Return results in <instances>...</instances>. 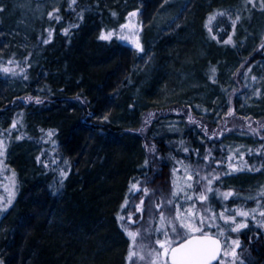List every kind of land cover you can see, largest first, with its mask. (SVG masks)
<instances>
[{"label": "trees", "instance_id": "16d2710c", "mask_svg": "<svg viewBox=\"0 0 264 264\" xmlns=\"http://www.w3.org/2000/svg\"><path fill=\"white\" fill-rule=\"evenodd\" d=\"M69 2H64L60 25L79 26L69 28L67 35L57 33L54 41L44 43L47 46L43 47L44 57L36 66L31 62L36 50L33 40L22 59L16 52L11 54V49L0 52V63L16 55L13 59L27 73V79L20 78L25 92L28 96L40 95L43 100L41 104L13 106V91L0 88V134L7 145L0 164L4 169L0 170V180L5 181L3 178L8 176L11 179L7 193L15 190L12 206L0 217V259L5 264H125L128 238L117 215L123 214L121 206L125 198L129 201L128 208H133V196L137 195L132 185L149 177L156 183H166L167 192L162 195L167 199L173 180L179 186L185 179L181 174L185 167L205 169L214 158L243 153L237 162L244 170L221 175L222 183L215 182L213 187L222 190L231 187L245 197L256 196L264 186V168L253 172L244 165L245 160L256 166L264 163V149L255 154L264 143L262 138L252 139L245 133V136L210 133L226 118L229 107L215 115L196 103L174 104L143 136V122L157 109L152 95L158 88L161 72H154L142 86L140 53L118 45L115 40L100 39L102 32L117 29L121 13L112 0H77L75 10L68 6ZM81 10L83 20L78 19ZM216 10L228 15L217 16L211 25L213 32L221 40L232 35L235 47L208 33L207 16ZM262 11L260 0H200L190 17L189 28L194 32L193 41V37L206 34L211 39L205 47V56L193 65L203 83L211 82L215 91L216 86L229 91V73H236L241 65L244 70L251 67L252 76L257 77L255 81L261 80L255 82L254 90L245 97L236 95L233 103L239 116L255 119H264V79L261 73H256L257 67L264 64V48L252 50L248 45L257 20H262L258 18ZM237 15L240 20L236 21L233 34L231 23ZM170 40L157 47L162 58V50L166 52L169 48L163 46ZM2 53L5 55L1 56ZM13 67L20 71L19 67ZM213 67L216 82L210 79ZM257 89L261 92L259 96L255 94ZM104 116L107 120L102 119ZM17 117L20 118L17 129H11L9 135L6 130ZM49 129L54 133L51 137L47 135ZM147 142L161 156L157 170L149 161ZM184 147L189 151L184 152ZM195 149H199V155ZM209 150L212 157L202 160L201 156ZM57 165L68 171L66 178H62ZM213 167L219 171L227 165ZM173 168L178 171L174 173ZM2 191L6 193L3 184L0 203L6 202ZM205 203L199 202L197 208ZM248 203L251 205L252 201ZM168 207L173 208L174 204ZM249 228L252 231L242 230L248 236L241 235V244L248 249L249 243L250 264H264V236L257 235L254 223Z\"/></svg>", "mask_w": 264, "mask_h": 264}, {"label": "rangeland", "instance_id": "374dc122", "mask_svg": "<svg viewBox=\"0 0 264 264\" xmlns=\"http://www.w3.org/2000/svg\"><path fill=\"white\" fill-rule=\"evenodd\" d=\"M199 1L112 0L113 6H117L121 13L117 17L118 31H121L119 25L126 22L133 26V30L138 24L142 25V31L137 33L145 48V54L140 53L141 57L143 56L140 61L139 70L144 80L142 86L145 85L154 72H161V80L157 86L158 88L155 89L152 95L155 98L154 105L157 109L147 115L143 122L141 133L145 136L151 124L164 116L165 112H168V109L170 110L174 104L186 103L189 105L196 103L209 112V114H221L228 107L232 109L231 111L228 109L226 118L217 128L212 129L211 134L215 133L218 136L231 132L245 133L251 136L252 139L256 137L261 139L264 137V127H261L264 125V119L241 117L237 114L233 104L237 98L236 95L242 94V97H245V94L254 90V86L257 84L255 82H261L260 79L257 81L252 80V69L249 72L247 71L248 68L244 70V65H241L236 73L235 71H231L227 79L229 91H227L228 89L222 88V86H216L217 90H213L211 82L209 84L203 83L193 71V65L205 56V47L208 46V41L211 40L208 38V34H206V37L204 35H201V37H193L194 41L191 38V34H194V32L189 30L192 25L190 17ZM64 2L65 0H0V4L5 9L3 13H0V52L1 50L11 49L12 52L9 51L11 54L16 52L18 58L20 57L22 59L26 56V48L31 47L33 40L35 41L33 47H36V50L31 58V62L36 66L44 57L43 47H47L43 41L48 40L47 43H51L54 41L57 33H59L57 35L65 34L62 31L64 25H60V21L53 20L47 15L53 7H59L61 13ZM137 9L139 10L137 16L128 17L129 12ZM258 18L262 20H257L259 21L257 22L259 25L256 24L257 28L255 29V33L250 38L252 42L248 45L252 50L255 48L262 49L260 45L264 43V11L258 14ZM103 27L105 28V26ZM50 28L52 29L51 39H49ZM122 31L127 34L128 29ZM167 39L171 40L163 47L169 48L166 49V52L162 50L164 56L162 58L160 55L161 52L158 53L157 47L163 41H167ZM113 40L117 41L118 45L135 49L130 42L121 41L116 37ZM2 47H5V49ZM4 55V53L1 54V56ZM9 56L11 57V55ZM0 64H6V62ZM15 70L19 73L18 69L15 68ZM256 73H261V77L264 76L263 63L257 67ZM20 78V75L12 77L10 73H0V88L13 91L14 95L11 104L13 106H30L36 104L34 101L29 102L26 100L28 95L24 90V83ZM231 88L234 91H230ZM138 94H140V89L137 91V98L139 97ZM252 129H257V131L253 132ZM146 149L153 169L157 170L161 156L157 153L156 147L150 142L146 143ZM0 158L3 160L2 157ZM0 170L3 171L4 169L0 166ZM0 177L2 176L0 175ZM7 177L3 178L5 181L0 180V185L3 184L6 191V193L2 191V196L5 195L6 198L4 200H7L11 193L13 203V193L15 190L12 188L11 192L7 193V185L11 179ZM140 186L141 188L147 187L150 191L144 197V219L132 226L140 229V235L137 237V251H139V245L141 243L148 247H158L154 245L153 235L145 232L148 223H150L148 214L150 212L155 214L157 211L153 209L150 198L154 202H159L161 198L158 199V195L167 192L166 183H156L152 177L141 181ZM153 192L156 194L153 195ZM135 194L137 196L141 195V193L136 191ZM167 208H169L168 205L165 206L166 216H168ZM4 211L0 213V217L5 213ZM133 213L135 217L141 215L135 210ZM0 230L2 231L1 225ZM247 247L249 249V243ZM242 248L244 249L243 259L246 264H249L251 262V253L243 245Z\"/></svg>", "mask_w": 264, "mask_h": 264}, {"label": "snow or ice", "instance_id": "6c2138e0", "mask_svg": "<svg viewBox=\"0 0 264 264\" xmlns=\"http://www.w3.org/2000/svg\"><path fill=\"white\" fill-rule=\"evenodd\" d=\"M254 2V0H253ZM77 5V0H70L69 7ZM260 6L264 9V0H260ZM4 6L0 4V13L4 12ZM73 10H75L73 8ZM139 10H133L128 13V17L137 16ZM47 15L53 20L59 21L61 19L60 8L53 7ZM115 15V13H113ZM228 15L226 12L216 10L210 12L207 16V23L205 27L213 38L220 40L222 43H232L235 47L236 44L232 39V35H228L226 40H221L213 32L212 22L216 20L217 16ZM78 19L83 20V10L78 13ZM231 20V16H228ZM240 20V16L237 15L235 20H232L231 31L234 34L236 30V21ZM78 24H69L68 27L62 28V31L67 35L69 28L78 27ZM118 31L116 28L109 29L101 33L100 39L106 41H112L114 37L121 41L130 42L134 48L141 54H145V48L140 36L137 34L142 31V25H137L133 30V26L126 22L119 25ZM124 29H128L127 34L124 33ZM52 29H49V39H51ZM48 40H44L43 43H47ZM260 48H264V43L260 45ZM143 58V56L141 57ZM20 68L19 73L15 68ZM30 67V65H27ZM251 71V67L247 69ZM216 69L212 68L213 76L210 79L216 82L215 77ZM0 73L11 74L12 77L17 75L27 79V73L25 67L20 66V62L15 59H9L6 64H0ZM256 76H252V80H256ZM264 79V77H261ZM257 96L261 95L259 89L255 90ZM26 100L34 101L36 104L43 103L40 95L28 96ZM232 109L229 108V111ZM179 111V110H177ZM227 114V113H226ZM107 120V116L102 117ZM188 119L191 121L192 117L189 115ZM20 122V118L13 119L10 125V129H17V125ZM261 127H264L262 125ZM206 130V125H205ZM43 131V130H41ZM256 132L257 129H252ZM49 137L53 136V130L47 131ZM215 135V133H213ZM19 138V137H17ZM264 139V137H262ZM6 141L0 134V157H3L6 152ZM261 149H264V143L260 145V148L256 149L255 154H259ZM184 152H188L187 147L183 148ZM197 155H199V149H195ZM249 151H252L249 149ZM235 155L236 159H233ZM243 153L229 154L227 157L214 158L212 163L207 165L205 169H189L185 167L181 173L185 178L182 183L177 186L175 179L172 182L173 188L170 198H163L159 202H154L150 198V203L153 204L155 214L149 213L148 227L145 232L154 237V245L158 247H148L143 243L139 245V251H137V237L140 235V229L132 227L136 225L138 221L144 219V197L149 193V188H141L140 182L136 181L132 187L136 192L141 193L140 196H133V208H128V199L125 198L121 208L123 214L117 215V220L120 221V228L123 233L126 234L128 244L125 264H246L243 259V251L241 244V235L247 237L248 233L242 230L248 229L249 232L252 229L249 228L250 223H254L257 228V235L264 236V186L258 192L256 196L248 195L242 197L236 189L231 187L226 190H221V187H213L215 182H220V176H228L232 171H243L239 166V161L243 157ZM212 157L211 150L207 154L201 156L202 160H209ZM39 159V157H37ZM3 161L0 160V164ZM47 163V161H45ZM179 163V161H178ZM226 164L227 167L216 170L214 165ZM144 164L147 165L148 161L145 160ZM245 168L248 171L259 172L264 168V163L259 166L255 164H248L244 161ZM57 169L60 171L62 178H66L68 171L60 169L57 165ZM176 168H173V172H177ZM203 173V174H201ZM222 183V182H220ZM156 193L153 192V195ZM212 199H210V195ZM219 197L220 199H216ZM138 200L139 203H135ZM251 200L250 205L248 201ZM206 202L201 204L200 208H197L199 202ZM12 204L11 193L8 196L6 202L0 203V213L6 210ZM173 208H167L168 216L165 215V206L173 205ZM133 209L139 212L141 215L135 217ZM0 264H5L3 259H0ZM250 264V262H249Z\"/></svg>", "mask_w": 264, "mask_h": 264}]
</instances>
